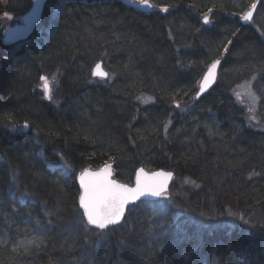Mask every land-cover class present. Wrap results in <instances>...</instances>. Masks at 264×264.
Returning a JSON list of instances; mask_svg holds the SVG:
<instances>
[{
    "label": "trees",
    "instance_id": "obj_1",
    "mask_svg": "<svg viewBox=\"0 0 264 264\" xmlns=\"http://www.w3.org/2000/svg\"><path fill=\"white\" fill-rule=\"evenodd\" d=\"M148 1L47 0L20 42L0 25V264H264V129L230 92L254 78L264 111V0ZM256 2L262 22L243 24ZM31 6L0 0V17ZM96 62L107 80L91 77ZM54 75L45 100L37 85ZM105 163L127 185L138 167L172 171V195L94 230L76 174Z\"/></svg>",
    "mask_w": 264,
    "mask_h": 264
},
{
    "label": "snow or ice",
    "instance_id": "obj_2",
    "mask_svg": "<svg viewBox=\"0 0 264 264\" xmlns=\"http://www.w3.org/2000/svg\"><path fill=\"white\" fill-rule=\"evenodd\" d=\"M146 7H151L150 4H145ZM255 5H253V8ZM161 11H165L162 9ZM252 16V12L249 11L241 19L243 21H249ZM208 23L207 18L203 21ZM218 63V62H217ZM217 64H212L208 69V73L204 78V82L201 84V91L205 90V86L214 77V70ZM92 76L98 79H106L107 73L102 70L100 64H97L92 71ZM55 77H53V81ZM41 91L44 93V99H51V88L49 80L45 77H41ZM251 85L248 84L244 93H237V99L241 94L251 95L255 100L254 94L250 92ZM104 174H110L109 169H103V173H96L93 177L94 182L86 184L85 178L90 174L85 172L80 177L81 187L84 189L83 194L80 197V207L84 211V216L88 225L98 229H105L110 225L120 223L121 217L124 214L125 205L134 203L135 200L140 197L150 196L159 197L164 191L165 182L170 179V176H165L163 173H157L153 177L145 178L153 183H146L141 181L143 177L142 172L137 173V186L134 189L124 188L107 180L106 175L103 179H99ZM159 178V180H158ZM158 181V182H157Z\"/></svg>",
    "mask_w": 264,
    "mask_h": 264
},
{
    "label": "water",
    "instance_id": "obj_3",
    "mask_svg": "<svg viewBox=\"0 0 264 264\" xmlns=\"http://www.w3.org/2000/svg\"><path fill=\"white\" fill-rule=\"evenodd\" d=\"M124 1H125V3L127 5L132 6V7L136 8L137 10H140L141 12L142 11L143 12H150V11H152V4L148 0H142V2L136 1V0H124ZM46 2H47V0H32V7L26 13L23 14L21 24L13 25L12 27L5 28V30L2 33L3 37L7 41H9L10 43L24 41V39L28 38V36H30L34 32V30L39 26V23L41 22L42 17L44 15L43 12H44V8H45V6L47 4ZM146 3L147 4H150L151 7H146L145 6ZM254 10H255V7L253 8V6H252L249 11H251L252 14H253ZM249 11H247L245 14H247ZM205 18H207V17H204V19ZM207 20H208V18H207ZM250 21H251V18H250L249 21H243L242 20V23L243 24H250ZM208 23H209V20H208ZM97 64H100L101 67H102V70L105 73H107V71L104 68V66H102V62H97L92 67L91 75H92L93 69L95 68V66ZM212 64H217V67L214 70V77L205 86V90L204 91H201V87L200 86L204 82V78L207 75L208 69L211 67ZM212 64H210V66L203 72L204 74L202 75V77H201V79H200V81L198 83L199 84V88H198L197 92L195 93V97L196 98H199L201 95L207 93L211 89V87H213L216 84L215 82H216L217 77H218V74H219L218 69H219L220 61L219 60H215ZM107 76H108V73H107ZM105 168H108L109 169L110 174H104L99 179H103L104 176L106 175L107 180L110 181L111 183H114V184L119 185V186L124 187V188H129V189H134L137 186V173L138 172H142L144 174L143 177H141L140 179H141V181L146 182V183H153V181H148L145 178H147V177H153L157 173H163L165 176H170V179H168L165 182L164 191L161 194V196L164 193L168 192V190L171 187V184H172L171 182L173 181V177H174V173L172 171L171 172L170 171H166V170H164L162 168H160L158 170L147 171V170H145L142 167H138V169L135 171V175H134V179H133L132 184H128L127 185V184L122 183L121 181L117 180L114 177L113 167H112V164H110V163H105V165H103V166H101L99 168H95V170L94 169H89V168L84 169V171L76 174V183H77V186L80 189V193H79V195L77 197L78 198L77 205H78V208H80V210L82 212L83 219L85 220L86 223H87V220H86V218L84 216V211L80 207V197H81V195L84 192V189L81 187L80 177L85 172H87L90 175L85 178V183L86 184L92 183V182H94L93 177H95V174L96 173H103V169H105ZM158 180H159V178H158ZM161 196H159V197L144 196V197H140L139 199L135 200L134 203L126 204L125 205V209H124V214L121 217L120 223L125 218L124 216L126 215V212H127L128 208L130 207V205L135 204V203H137V202H139L140 200H143V199H145V200H154L155 201V200H158ZM120 223L115 224V225H110V226H108L107 228H105L103 230H108V228L115 227V226L119 225ZM87 225H88V223H87ZM88 226L91 227V228H93L94 230H97L98 229V228H95V227L90 226V225H88ZM98 230H101V229H98Z\"/></svg>",
    "mask_w": 264,
    "mask_h": 264
},
{
    "label": "rangeland",
    "instance_id": "obj_4",
    "mask_svg": "<svg viewBox=\"0 0 264 264\" xmlns=\"http://www.w3.org/2000/svg\"><path fill=\"white\" fill-rule=\"evenodd\" d=\"M136 1H140V0H136ZM140 2H142V1H140ZM257 2H258V0H257ZM257 2L256 3H252V5H256V6H255V10H254V12L252 14L251 21H250L251 24H256V25L258 23L262 22V16H261V13H260L261 11H259L260 9H258ZM250 9L243 10L241 12V15L240 16L243 17L244 14L247 11H249ZM152 10H153V8H152ZM26 12H24V13H26ZM23 14H22V16H23ZM208 14H210V12H208ZM22 16L21 17H18V16H13V15L10 16V15H7V14H2L1 17H0V25H4L5 27H12L13 25L21 24V22H22ZM205 17L208 18V20H209V23L208 24L210 25L211 19L208 16H205ZM213 62H211L210 64H212ZM209 66L210 65H208L206 67V69ZM53 77H55V75ZM53 77H48V76L45 77V78H47L49 80V83H50V88H51V99H50V101L53 100V97H54L53 94L56 91L55 88H56L57 83H58V82H56V77H55V80L53 81ZM91 77H92V75H91ZM92 78H94L96 80L102 81L101 79H98V78H95V77H92ZM108 78L109 77L107 76V78L106 79H103V80H107ZM254 82H255L254 81V78L243 79V81L234 84L233 87H232V89L230 90V92L232 93V96H233L235 102L242 107V109L244 111V114L247 115L246 117H247L248 124L251 127L255 128V129L256 128L264 129V111L260 110V108L262 107L260 105V103H259V100H260L259 97H260V95H259V92L256 90V88L254 86ZM248 84L251 85L250 92L252 94H254L255 100L252 99V96L251 95H247V94H241L240 95V98L237 99V93H244L245 92V88H246V86ZM41 87H42V84H41V79H40V81H39V83L37 85V89L41 91ZM198 88H199V84L197 85V88L196 89L198 90ZM197 90H196V92H197ZM261 91H262V88H261ZM42 94H43V97H44V93L43 92H42ZM262 94H264V92H262L261 95ZM136 98L141 103V105L150 104L154 100L153 99L154 97L151 94H148V93H146V94H138L136 96ZM45 100H48V99H45ZM70 170H72V169L70 168ZM174 183L176 184V187L177 188H183V186H185V185H187V186L188 185H191V182H189V180L187 178H183V179H176V178H174ZM172 186H173V184H172ZM171 193H172V189H169L168 192L164 193L158 200H161L164 197H167V196L172 195ZM173 193H174V191H173Z\"/></svg>",
    "mask_w": 264,
    "mask_h": 264
},
{
    "label": "bare ground",
    "instance_id": "obj_5",
    "mask_svg": "<svg viewBox=\"0 0 264 264\" xmlns=\"http://www.w3.org/2000/svg\"><path fill=\"white\" fill-rule=\"evenodd\" d=\"M31 7H32V6H31ZM31 7H30V8H31ZM152 8H153V6H152ZM150 12H151V11H150ZM22 17H23V16H22Z\"/></svg>",
    "mask_w": 264,
    "mask_h": 264
}]
</instances>
